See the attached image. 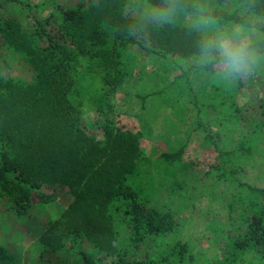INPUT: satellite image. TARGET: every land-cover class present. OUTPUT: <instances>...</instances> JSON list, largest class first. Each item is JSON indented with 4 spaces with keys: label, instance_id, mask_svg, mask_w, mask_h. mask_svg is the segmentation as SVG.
<instances>
[{
    "label": "trees",
    "instance_id": "1",
    "mask_svg": "<svg viewBox=\"0 0 264 264\" xmlns=\"http://www.w3.org/2000/svg\"><path fill=\"white\" fill-rule=\"evenodd\" d=\"M7 1L32 9L27 0ZM144 1L156 8L166 2ZM216 1V6L202 8L221 25L250 21L257 30L254 45L264 53V0H233L236 9L232 10ZM179 2L187 9L183 13L193 17L197 3ZM55 6L58 15L32 13L29 25L0 15V38L32 69L25 82L0 74V202L21 217L34 202L54 199L56 188L67 190L69 201H60L62 212L45 221L39 239L44 248L64 246L78 259L46 260L47 264H161L145 240L171 230L174 218L153 207L133 182L139 151L131 133L103 123L100 144L83 130L79 80L83 70L92 69L91 59L94 65H129L124 59L133 47L160 57L189 55L197 51L203 34L177 19L158 22L131 0H77ZM131 6L135 11L129 10ZM0 60L7 62L1 52ZM259 123L264 133V117ZM198 126L203 127L200 122ZM203 136L212 144L216 178H227L239 189L227 204L232 232L220 264H234L249 251L264 257V186L235 175L233 165L238 162L233 157L239 156L238 149L220 148L208 132ZM181 151L182 146L159 157L173 165L180 162ZM235 208L238 212L233 213ZM116 220L123 223L127 244L118 242ZM86 241L109 254L108 260H96L85 248ZM173 248L181 259L186 243L177 242ZM2 253L0 245V258Z\"/></svg>",
    "mask_w": 264,
    "mask_h": 264
},
{
    "label": "rangeland",
    "instance_id": "2",
    "mask_svg": "<svg viewBox=\"0 0 264 264\" xmlns=\"http://www.w3.org/2000/svg\"><path fill=\"white\" fill-rule=\"evenodd\" d=\"M27 1L32 5L30 10L24 4L0 0V15L14 16L29 25L32 13L58 15L55 3L77 2ZM131 1L152 17L154 5ZM194 1L201 7L217 3ZM221 4L228 10L236 9L233 0H222ZM175 19L179 24L191 25L193 17L181 12ZM0 52L7 61L0 60L1 75L24 82L30 79L32 69L25 57L8 48L1 38ZM195 53L160 57L133 47L124 59L129 65H94L91 59L92 69L83 70L79 80L83 130L100 144L104 140L103 123L131 133L139 151L133 182L141 186L153 207L174 218L171 230L145 240L151 255L161 264H220L232 232L227 204L239 189L227 178H216L211 168L212 144L204 138L205 132L220 148L238 149L239 156L233 157L238 162L233 165L238 178L264 186V133L259 123L264 117V60L250 76L224 80L210 69L188 68L195 64ZM181 146L179 163L167 165L160 159L159 153ZM56 191L54 199L34 202L21 217H15L0 202V264H47L46 260L69 263L78 259L64 246L52 251L44 248L39 239L45 221L62 212L60 201L70 199L67 190ZM116 231L118 242L127 244L119 220ZM180 241L186 243V251L178 259L173 247ZM84 246L96 260H108L109 254L97 250L90 241ZM234 264H264V257L249 251L238 256Z\"/></svg>",
    "mask_w": 264,
    "mask_h": 264
},
{
    "label": "clouds",
    "instance_id": "3",
    "mask_svg": "<svg viewBox=\"0 0 264 264\" xmlns=\"http://www.w3.org/2000/svg\"><path fill=\"white\" fill-rule=\"evenodd\" d=\"M186 10L179 0H166L150 15L158 22L171 23ZM192 13L190 27L203 34L194 57L198 67L208 68L224 80L244 79L254 73L264 60V53L253 42L257 31L254 24L246 21L225 28L211 11L199 5H193Z\"/></svg>",
    "mask_w": 264,
    "mask_h": 264
}]
</instances>
